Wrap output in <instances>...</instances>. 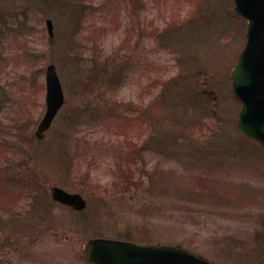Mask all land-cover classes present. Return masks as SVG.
I'll list each match as a JSON object with an SVG mask.
<instances>
[{
  "label": "rangeland",
  "instance_id": "374dc122",
  "mask_svg": "<svg viewBox=\"0 0 264 264\" xmlns=\"http://www.w3.org/2000/svg\"><path fill=\"white\" fill-rule=\"evenodd\" d=\"M246 29L232 0H0V174L43 194L37 229L0 228V264H87L97 236L264 264V149L231 90ZM50 64L65 104L38 141ZM53 186L89 207L70 218Z\"/></svg>",
  "mask_w": 264,
  "mask_h": 264
},
{
  "label": "water",
  "instance_id": "95a60500",
  "mask_svg": "<svg viewBox=\"0 0 264 264\" xmlns=\"http://www.w3.org/2000/svg\"><path fill=\"white\" fill-rule=\"evenodd\" d=\"M236 13L248 21L247 44L232 71V90L241 102L238 128L264 147V0H234ZM53 35L52 21H47ZM47 112L38 126L41 139L64 103L62 85L54 65L47 69ZM53 198L81 210L86 201L78 194L53 188ZM85 259L93 264H214L180 246L92 239Z\"/></svg>",
  "mask_w": 264,
  "mask_h": 264
},
{
  "label": "flooded vegetation",
  "instance_id": "af4514ba",
  "mask_svg": "<svg viewBox=\"0 0 264 264\" xmlns=\"http://www.w3.org/2000/svg\"><path fill=\"white\" fill-rule=\"evenodd\" d=\"M16 188L14 190H17V194L10 196V195H4L2 196L1 200L2 202H12L14 203V205H7V206H3L2 207V212H7V218H9V220H5L6 217H2L3 219V223L6 225H10L13 226L14 228H22L25 227L27 224H33V223H37V227H38V221H40L39 219L36 220L38 217L35 213H33L32 211L28 210L26 208H20V205L22 202L25 201V190L22 187L23 185V180L20 179L18 180L16 183L13 184ZM21 188V189H20ZM65 209L68 210V216L70 218L73 217L74 214H76L73 210H71L70 208L67 207H63ZM80 214V213H77ZM62 225L66 224L67 226H71L73 224V221H68L64 223L61 222ZM71 224V225H70ZM49 226H52L48 224ZM46 228H48L46 226ZM103 237V236H102ZM65 239L69 240V237L65 236Z\"/></svg>",
  "mask_w": 264,
  "mask_h": 264
}]
</instances>
